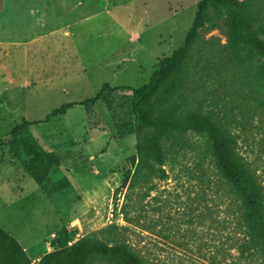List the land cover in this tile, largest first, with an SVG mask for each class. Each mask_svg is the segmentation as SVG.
Here are the masks:
<instances>
[{
    "label": "rangeland",
    "instance_id": "1",
    "mask_svg": "<svg viewBox=\"0 0 264 264\" xmlns=\"http://www.w3.org/2000/svg\"><path fill=\"white\" fill-rule=\"evenodd\" d=\"M199 1L0 0V228L21 243L34 264L54 251L51 242L63 226L74 243L111 224L129 226L128 239L164 264H236L232 192L215 185V171L206 162L203 181L209 189L202 201L198 151L171 159L169 178L156 180L144 200L154 231L126 221L122 206L138 141L128 127L133 121L128 90L23 131L31 147L59 156L61 166L51 179L67 176L71 187L64 191L43 190L24 167L28 148L10 145L14 127L24 119L44 120L63 104L94 97L105 83L136 88L146 83L159 60L184 44ZM219 13L207 8L195 53L209 41L227 43ZM194 96L202 100V88ZM239 150L264 186V129L242 135Z\"/></svg>",
    "mask_w": 264,
    "mask_h": 264
},
{
    "label": "trees",
    "instance_id": "2",
    "mask_svg": "<svg viewBox=\"0 0 264 264\" xmlns=\"http://www.w3.org/2000/svg\"><path fill=\"white\" fill-rule=\"evenodd\" d=\"M209 6L220 11L228 40L226 44L206 42L195 53ZM257 56L263 58L261 64ZM200 88L202 100L194 96ZM119 90L131 93L133 121L128 127L138 137L136 154L131 157L135 168L128 175L122 206L126 221L154 231L144 200L155 190L156 180L169 178L166 166L171 159L198 151L202 155V201L209 189L203 181L206 162L215 171V185L225 184L232 192L230 224L236 264H264V186L239 150L242 135L264 129V0H200L184 44L159 60L146 83L137 88L105 83L92 98L63 104L44 120L24 119L14 127L10 145L28 148L24 167L43 190L64 191L71 181L64 176L52 182L51 172L61 166V159L36 144L31 147L23 131L65 115L76 105L91 108ZM204 209L202 218L207 214ZM130 230L111 224L73 243L68 227L63 226L51 242L54 251L41 256L37 264H164L131 242ZM0 264H34L21 243L2 228Z\"/></svg>",
    "mask_w": 264,
    "mask_h": 264
},
{
    "label": "crops",
    "instance_id": "3",
    "mask_svg": "<svg viewBox=\"0 0 264 264\" xmlns=\"http://www.w3.org/2000/svg\"><path fill=\"white\" fill-rule=\"evenodd\" d=\"M124 69H125V68H123L122 71H124ZM67 113H68V112H67ZM67 113H66V114H67ZM66 114H65V115H66ZM87 130H88V129H87ZM100 154H101V156H102V155H105V153H103V152H101Z\"/></svg>",
    "mask_w": 264,
    "mask_h": 264
}]
</instances>
